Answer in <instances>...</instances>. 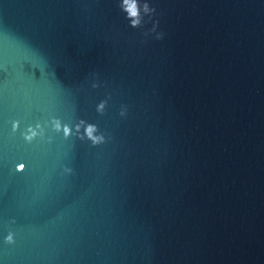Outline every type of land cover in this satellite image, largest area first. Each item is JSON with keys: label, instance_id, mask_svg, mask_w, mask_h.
<instances>
[{"label": "water", "instance_id": "95a60500", "mask_svg": "<svg viewBox=\"0 0 264 264\" xmlns=\"http://www.w3.org/2000/svg\"><path fill=\"white\" fill-rule=\"evenodd\" d=\"M0 264H264V0H0Z\"/></svg>", "mask_w": 264, "mask_h": 264}, {"label": "clouds", "instance_id": "9594fccd", "mask_svg": "<svg viewBox=\"0 0 264 264\" xmlns=\"http://www.w3.org/2000/svg\"><path fill=\"white\" fill-rule=\"evenodd\" d=\"M124 3L127 4L128 3V0H124ZM136 23H138V21H136Z\"/></svg>", "mask_w": 264, "mask_h": 264}]
</instances>
